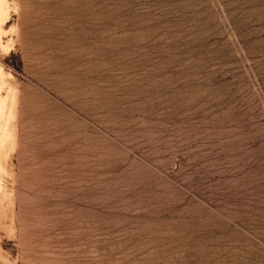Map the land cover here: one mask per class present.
<instances>
[{
	"label": "rangeland",
	"instance_id": "obj_1",
	"mask_svg": "<svg viewBox=\"0 0 264 264\" xmlns=\"http://www.w3.org/2000/svg\"><path fill=\"white\" fill-rule=\"evenodd\" d=\"M0 264H264V0H0Z\"/></svg>",
	"mask_w": 264,
	"mask_h": 264
}]
</instances>
